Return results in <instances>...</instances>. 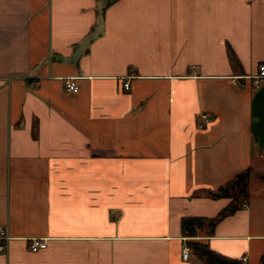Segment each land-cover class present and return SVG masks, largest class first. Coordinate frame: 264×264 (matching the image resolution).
Here are the masks:
<instances>
[{"label":"crops","instance_id":"1","mask_svg":"<svg viewBox=\"0 0 264 264\" xmlns=\"http://www.w3.org/2000/svg\"><path fill=\"white\" fill-rule=\"evenodd\" d=\"M263 62L264 0H0V264H260Z\"/></svg>","mask_w":264,"mask_h":264},{"label":"trees","instance_id":"2","mask_svg":"<svg viewBox=\"0 0 264 264\" xmlns=\"http://www.w3.org/2000/svg\"><path fill=\"white\" fill-rule=\"evenodd\" d=\"M243 180L244 176L238 175L233 178L229 183L221 186L215 191L209 192L207 195L213 198H219L229 195L228 190L232 188L235 184L239 183V180ZM247 196V191L245 186L241 187L239 192L233 196L232 203L226 208L223 209L219 215L212 220H205L202 218H192L187 217L181 220V231L188 232L190 234L193 233L194 227H201L202 223L208 222V224L212 227L217 221H219L222 217L231 214L236 209V204L243 200ZM191 247L193 248L194 253L197 257H199L205 264H238L237 261L227 260L219 255H216L214 252L210 251L206 246L191 243ZM264 264V255L261 257V263Z\"/></svg>","mask_w":264,"mask_h":264},{"label":"built area","instance_id":"3","mask_svg":"<svg viewBox=\"0 0 264 264\" xmlns=\"http://www.w3.org/2000/svg\"><path fill=\"white\" fill-rule=\"evenodd\" d=\"M75 77H64L63 81V90L66 93L75 94L78 92V85L76 84ZM251 85L254 88L260 86L261 82L264 81V62L260 63L257 67V72L250 77ZM124 88L128 87V83H123ZM200 122L198 124L199 128H203L208 122L209 117L207 114H200ZM10 239L9 234L5 227L0 226V253L4 252L7 249V244ZM46 240L42 238H33L29 242V250L31 252H37L40 249L46 248ZM190 249L188 247H184L182 249V258L183 260H187L189 257Z\"/></svg>","mask_w":264,"mask_h":264}]
</instances>
